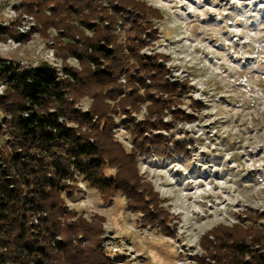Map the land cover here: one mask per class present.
<instances>
[{
    "label": "trees",
    "instance_id": "obj_1",
    "mask_svg": "<svg viewBox=\"0 0 264 264\" xmlns=\"http://www.w3.org/2000/svg\"><path fill=\"white\" fill-rule=\"evenodd\" d=\"M17 10L0 39L39 33L62 62L0 57V264H115L104 247L106 217L88 218L65 199L79 175L106 201L124 193L129 208L174 234L164 199L139 169L141 155L188 152L164 132L196 118L180 107L189 81L172 75L167 56L141 51L158 34L150 16L159 10L144 0H23ZM117 116L130 148L116 135ZM263 216L246 212L242 222L205 231L192 264H264Z\"/></svg>",
    "mask_w": 264,
    "mask_h": 264
},
{
    "label": "rangeland",
    "instance_id": "obj_2",
    "mask_svg": "<svg viewBox=\"0 0 264 264\" xmlns=\"http://www.w3.org/2000/svg\"><path fill=\"white\" fill-rule=\"evenodd\" d=\"M144 1L161 17L150 16L158 34L141 51L167 56L172 75L189 81L180 107L196 117L164 132L186 142L188 152L149 153L139 162L140 173L172 214L168 224L174 234L129 208L124 193L104 200L81 175L78 190L64 196L80 214L106 217L104 247L115 264H192L203 251L205 231L219 223L242 222L246 212H264V0ZM22 2L0 0V25L16 18ZM25 17L19 25L23 32L31 25ZM120 35L125 43L127 35ZM0 57L30 66L48 62L60 67L62 62L36 32L27 42L0 39ZM68 61L79 65L73 57ZM90 104L85 97L81 106ZM4 116L0 110V124ZM122 119L117 116L116 135L130 148ZM260 221L264 224V216Z\"/></svg>",
    "mask_w": 264,
    "mask_h": 264
}]
</instances>
